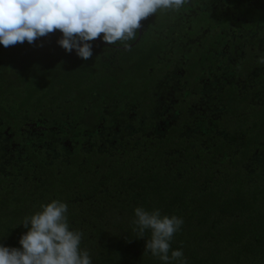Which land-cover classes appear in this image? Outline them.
<instances>
[{
	"label": "trees",
	"instance_id": "1",
	"mask_svg": "<svg viewBox=\"0 0 264 264\" xmlns=\"http://www.w3.org/2000/svg\"><path fill=\"white\" fill-rule=\"evenodd\" d=\"M142 24L87 60L60 31L0 44V244L55 199L92 264H164L136 207L183 219L169 255L186 264H264V0Z\"/></svg>",
	"mask_w": 264,
	"mask_h": 264
},
{
	"label": "clouds",
	"instance_id": "2",
	"mask_svg": "<svg viewBox=\"0 0 264 264\" xmlns=\"http://www.w3.org/2000/svg\"><path fill=\"white\" fill-rule=\"evenodd\" d=\"M190 0H0V44L15 46L35 43L56 31L57 43L67 52L87 60L92 41L109 45L136 39L142 21L158 12L178 13ZM258 63L264 64V57ZM68 206L60 200L41 205V210L24 218L28 229L20 248L0 244V264H92L87 250H81L82 232L71 230ZM133 221L137 238L151 231L144 253L150 252L164 264H186L179 249L170 252V242L184 221L176 215H161L159 209L136 207ZM30 225V227H29Z\"/></svg>",
	"mask_w": 264,
	"mask_h": 264
},
{
	"label": "rangeland",
	"instance_id": "3",
	"mask_svg": "<svg viewBox=\"0 0 264 264\" xmlns=\"http://www.w3.org/2000/svg\"><path fill=\"white\" fill-rule=\"evenodd\" d=\"M18 44L22 45L21 43H18Z\"/></svg>",
	"mask_w": 264,
	"mask_h": 264
},
{
	"label": "water",
	"instance_id": "4",
	"mask_svg": "<svg viewBox=\"0 0 264 264\" xmlns=\"http://www.w3.org/2000/svg\"><path fill=\"white\" fill-rule=\"evenodd\" d=\"M141 29H142V28H141ZM141 29H140V30H141Z\"/></svg>",
	"mask_w": 264,
	"mask_h": 264
}]
</instances>
